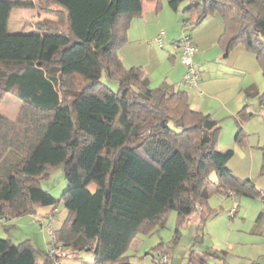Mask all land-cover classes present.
<instances>
[{"label": "trees", "instance_id": "obj_1", "mask_svg": "<svg viewBox=\"0 0 264 264\" xmlns=\"http://www.w3.org/2000/svg\"><path fill=\"white\" fill-rule=\"evenodd\" d=\"M45 1L56 7L44 10L55 20L36 22L31 33H9L12 9L31 3L0 0V102L6 94L21 102L15 121L0 114V226L7 229L1 219L32 214L37 205L51 207L53 222L60 200L66 216L51 226L53 249L41 262L31 244L0 238V264H61L82 252L92 254L89 264H127L135 234L162 223L167 211L180 223L199 213L201 224L212 214L211 172L214 191L264 201L250 179L227 167L233 151L217 149V121L191 108L185 90L165 81L152 88L141 67L122 63L118 50L141 0ZM148 1L160 8L161 0ZM185 1L183 27L217 14L223 52L243 45L264 75V0L166 3L176 12ZM72 76L85 81L78 91L65 89ZM102 76L116 81V92ZM244 92L264 107V92L252 86ZM251 116L238 112L236 141ZM60 166L67 188L56 200L39 180Z\"/></svg>", "mask_w": 264, "mask_h": 264}, {"label": "rangeland", "instance_id": "obj_2", "mask_svg": "<svg viewBox=\"0 0 264 264\" xmlns=\"http://www.w3.org/2000/svg\"><path fill=\"white\" fill-rule=\"evenodd\" d=\"M19 1L31 3V6L13 8L12 21L22 17V23H36L56 18L44 11L56 8L45 0ZM161 1L165 6L160 15L163 46L147 40L149 47L144 50L148 58L145 62L147 70L143 68V71L144 74L147 72L149 86L155 88L165 81L175 89L185 90L191 108L209 114L218 122L217 149L233 151L227 167L236 177L250 179L256 189L264 193V107L260 106L257 96L250 97L244 92L251 86L259 94L264 92V75L254 53L241 44L228 53L223 52L218 43L223 21L217 14L183 27L181 20L186 16L183 8L189 1L183 2L176 12L167 6L166 0ZM188 34L197 46L191 60L198 75V85L191 88L181 83L185 67L183 64L179 66V52L172 49ZM172 40L176 42L171 44ZM67 82L65 89L71 91L80 90L85 83L79 76H72ZM101 82L114 92L118 89L116 81L105 76L101 77ZM66 96L71 102L72 97ZM20 108L21 102L11 94H6L0 102V114L10 121L17 119ZM243 108L252 116L242 120L240 141H236L239 127L235 122ZM209 179L212 185L207 206L212 214L201 224L199 213H193L180 223L175 211H167L162 223L153 225L147 232L135 234L126 252L128 264H197L198 258H202L205 264H264V201L257 196L233 198L223 195L213 189L217 184L214 172L210 173ZM39 185L58 200L67 188L63 168L51 170L39 180ZM56 208L51 223L53 229H57L66 216L61 200ZM1 222L8 225L7 229L5 225L0 226V238L10 239L14 244H31L39 262L46 251L53 249L47 230L48 220L36 212V207L32 214L4 218ZM162 256L166 258L163 263ZM92 259L91 253L82 252L62 260L61 264H89Z\"/></svg>", "mask_w": 264, "mask_h": 264}, {"label": "crops", "instance_id": "obj_3", "mask_svg": "<svg viewBox=\"0 0 264 264\" xmlns=\"http://www.w3.org/2000/svg\"><path fill=\"white\" fill-rule=\"evenodd\" d=\"M141 3H142L141 13L138 16H135L131 19V21L129 23L128 30H127V42L118 50V54H119V58L121 59V61L125 67H127V68H129V67H141L142 69L144 68L145 70H147V68H145V64H146L145 62H147L148 56L145 54V51H144V50H146L147 47H149L147 40H149L150 43L151 42L156 43L155 40L160 39L161 44H162L161 48L163 46V42H162L161 37H162V35H164V31L161 30L162 26L160 23V15H161V12L165 11L164 10L165 6L162 3V1H161L159 9H156V2L155 1L141 0ZM11 14H12V11L10 13L8 25H7V29L9 31V33H31V32H34L35 23H32V22H27V23L23 22L22 23V19H24L22 17H19L17 20L12 21L13 16H11ZM156 29L159 30V32L156 33ZM150 32H152L151 35L148 34ZM175 42L176 41L172 40L171 44H173ZM193 45H194L195 51H196L197 46L194 42H193ZM172 49H173V51L179 52L177 45H173ZM174 54H175V52H174ZM179 55H180V52H179ZM194 56H195V54H194ZM194 56H193V58H194ZM171 57L173 59L175 58L174 56H171ZM182 64L183 63L181 61H179L180 67H182L184 65V64L183 65ZM185 71H186V67H185L184 71H182V74L180 77L181 80H182V77H183ZM145 77L147 78L148 82H150V80L148 79V75H147L146 71H145ZM197 85H198V83H197ZM50 211H51L50 206H42V205L36 206V212H38L39 215H44V217L46 219L49 218Z\"/></svg>", "mask_w": 264, "mask_h": 264}, {"label": "built area", "instance_id": "obj_4", "mask_svg": "<svg viewBox=\"0 0 264 264\" xmlns=\"http://www.w3.org/2000/svg\"><path fill=\"white\" fill-rule=\"evenodd\" d=\"M155 42L159 47H161L162 44L160 39H156ZM176 45L180 52L181 62L186 67V71L182 77L181 83H184L186 86L191 88L198 83L197 82L198 75L195 68L192 65V60H191L195 52V47L191 40L190 34L183 36L180 42L177 43ZM51 223H52V217L48 220L47 223V230L50 234H52ZM55 252H57V249H55ZM160 260L162 261V263L165 262L166 260L165 256H162Z\"/></svg>", "mask_w": 264, "mask_h": 264}]
</instances>
